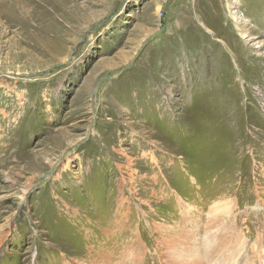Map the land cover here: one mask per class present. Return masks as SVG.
I'll list each match as a JSON object with an SVG mask.
<instances>
[{"label": "rangeland", "instance_id": "1", "mask_svg": "<svg viewBox=\"0 0 264 264\" xmlns=\"http://www.w3.org/2000/svg\"><path fill=\"white\" fill-rule=\"evenodd\" d=\"M212 224L264 264V0H0V264H178Z\"/></svg>", "mask_w": 264, "mask_h": 264}, {"label": "bare ground", "instance_id": "2", "mask_svg": "<svg viewBox=\"0 0 264 264\" xmlns=\"http://www.w3.org/2000/svg\"><path fill=\"white\" fill-rule=\"evenodd\" d=\"M176 231H178V230H176ZM223 231H224V228L217 227V225H214V224H212L211 228H209L207 230L206 237L208 236L207 238H209L208 239L209 243H208V247H207L208 252L206 253L205 258H202V257L197 258V256H196L195 250L193 248V242L190 241V240L194 241L196 239L195 235L191 234L193 231L189 233L188 237H186L182 233L178 234L175 236L174 241L172 242L174 244V246L172 247L173 256L175 257V255H176L178 258H181V260L178 261V264H195V263H198V264H217L218 261L223 256V253L220 254V250H222V244H226V243L221 242V241L227 240L226 238L220 236V234ZM183 232H185V231H183ZM168 242H170V241H168ZM188 242H189L190 246L188 245ZM168 246H170V245H168ZM194 247H195V245H194ZM223 247H224V245H223ZM92 262H93V260H92ZM94 264H96V263H94Z\"/></svg>", "mask_w": 264, "mask_h": 264}]
</instances>
